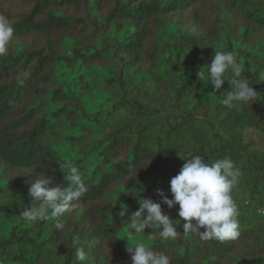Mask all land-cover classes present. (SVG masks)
Wrapping results in <instances>:
<instances>
[{
	"label": "trees",
	"instance_id": "1",
	"mask_svg": "<svg viewBox=\"0 0 264 264\" xmlns=\"http://www.w3.org/2000/svg\"><path fill=\"white\" fill-rule=\"evenodd\" d=\"M0 15L14 28L0 55V264H78L76 247L89 264H132L125 222L157 189L171 199L189 154L239 170V238L185 234L162 204L177 238L136 240L170 264H264V145L246 140L264 136V0H0ZM215 51L244 65L257 100L229 109L231 73L219 91L198 77ZM60 164L88 192L62 229L25 221L35 178L67 186Z\"/></svg>",
	"mask_w": 264,
	"mask_h": 264
},
{
	"label": "clouds",
	"instance_id": "2",
	"mask_svg": "<svg viewBox=\"0 0 264 264\" xmlns=\"http://www.w3.org/2000/svg\"><path fill=\"white\" fill-rule=\"evenodd\" d=\"M14 35V28L9 20L0 15V55L7 52V45ZM244 65L239 63L232 52L215 51L206 71H199L198 77L219 91L226 80V73H231L232 90L227 92L222 104L229 109L235 104L246 105L257 100V92L246 78L242 77ZM188 157H191L189 159ZM178 174L169 181L171 199L162 190L156 195L160 202L151 198L138 201V210L131 213L125 222L127 229V251L132 264H170L169 257L161 252L153 251L145 242L136 240L145 229L148 240L157 235L161 240L176 239V225L169 214L162 211L161 205L168 209L178 205V216L183 220V233L198 234L201 240L228 241L240 236L238 206L232 198V190L240 175L229 158L217 159L209 163L200 155L189 154ZM67 186L58 185L51 176L35 178L29 188V196L33 200L30 208L22 211V218L27 222L55 220V228L62 229L60 219L72 213L80 199L88 192V185L76 166L59 165ZM52 184V187H49ZM38 202V204L36 203ZM123 215L124 213L121 212ZM179 221V223H176ZM194 222V223H193ZM203 228L204 231H199ZM75 246L76 241H73ZM75 260L78 264H89V254L84 247H76Z\"/></svg>",
	"mask_w": 264,
	"mask_h": 264
},
{
	"label": "rangeland",
	"instance_id": "3",
	"mask_svg": "<svg viewBox=\"0 0 264 264\" xmlns=\"http://www.w3.org/2000/svg\"><path fill=\"white\" fill-rule=\"evenodd\" d=\"M246 140L248 143H250L252 146L254 145H264V136L260 135L259 133L248 130L246 131Z\"/></svg>",
	"mask_w": 264,
	"mask_h": 264
},
{
	"label": "built area",
	"instance_id": "4",
	"mask_svg": "<svg viewBox=\"0 0 264 264\" xmlns=\"http://www.w3.org/2000/svg\"><path fill=\"white\" fill-rule=\"evenodd\" d=\"M258 213L264 217V205L259 208Z\"/></svg>",
	"mask_w": 264,
	"mask_h": 264
}]
</instances>
